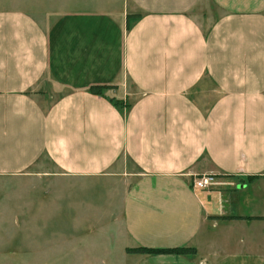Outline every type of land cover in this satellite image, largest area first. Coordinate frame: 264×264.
Here are the masks:
<instances>
[{"label": "crops", "instance_id": "obj_1", "mask_svg": "<svg viewBox=\"0 0 264 264\" xmlns=\"http://www.w3.org/2000/svg\"><path fill=\"white\" fill-rule=\"evenodd\" d=\"M41 159L117 181L127 260L264 264V0H0V177Z\"/></svg>", "mask_w": 264, "mask_h": 264}, {"label": "rangeland", "instance_id": "obj_2", "mask_svg": "<svg viewBox=\"0 0 264 264\" xmlns=\"http://www.w3.org/2000/svg\"><path fill=\"white\" fill-rule=\"evenodd\" d=\"M29 170L56 176L39 183L35 197L29 176L0 177V264H144L127 260L111 238V223L119 217L117 181L58 176L45 159ZM40 200H47L45 206Z\"/></svg>", "mask_w": 264, "mask_h": 264}, {"label": "trees", "instance_id": "obj_3", "mask_svg": "<svg viewBox=\"0 0 264 264\" xmlns=\"http://www.w3.org/2000/svg\"><path fill=\"white\" fill-rule=\"evenodd\" d=\"M135 18L140 17L139 14H136L134 16ZM128 16V20H129ZM129 27V24H127ZM106 88H110L108 85H92L88 88V90L92 94L96 95H101L102 91ZM114 104L118 107L121 106V102L114 100ZM264 218V217H260ZM126 252L128 253H140V254H151V255H156V254H173V255H186V254H191L194 252L193 248L190 247H184V246H176V247H167V248H153V247H137V248H127Z\"/></svg>", "mask_w": 264, "mask_h": 264}, {"label": "built area", "instance_id": "obj_4", "mask_svg": "<svg viewBox=\"0 0 264 264\" xmlns=\"http://www.w3.org/2000/svg\"><path fill=\"white\" fill-rule=\"evenodd\" d=\"M218 184H224V183L220 182V180L214 174H202L199 176H195L191 181V186L194 189L208 190L211 187L216 186Z\"/></svg>", "mask_w": 264, "mask_h": 264}]
</instances>
